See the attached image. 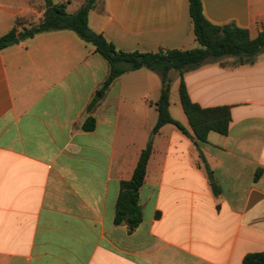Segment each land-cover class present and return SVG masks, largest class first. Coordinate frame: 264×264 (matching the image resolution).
I'll return each mask as SVG.
<instances>
[{
    "label": "crops",
    "instance_id": "obj_1",
    "mask_svg": "<svg viewBox=\"0 0 264 264\" xmlns=\"http://www.w3.org/2000/svg\"><path fill=\"white\" fill-rule=\"evenodd\" d=\"M51 1L68 14L86 2ZM201 4L214 25L233 23L250 39L264 33V0ZM44 10L43 0H0V37L16 20L38 24ZM88 27L124 52L196 43L188 0H102ZM107 74L71 31L0 51V264H242L264 252V53L250 65L225 58L183 76L193 103L230 108L228 133L210 132L205 143L195 142L171 90L169 114L192 139L170 124L152 133L157 73L128 72L100 92ZM89 116L95 127L85 132ZM149 144L142 221L115 225L120 182Z\"/></svg>",
    "mask_w": 264,
    "mask_h": 264
},
{
    "label": "trees",
    "instance_id": "obj_2",
    "mask_svg": "<svg viewBox=\"0 0 264 264\" xmlns=\"http://www.w3.org/2000/svg\"><path fill=\"white\" fill-rule=\"evenodd\" d=\"M44 14L38 24H26L16 20L13 28L0 37V51L34 37L35 35L57 31H71L81 41L91 45L95 53L101 56L108 65V74L100 92L105 91L117 78L125 73L139 69L155 72L160 77V91L154 109L157 114L152 133L156 134L161 127L170 124L182 134L192 139L186 130L169 114V93L173 77H178V97L181 109L193 133L195 142L205 143L210 132L219 135L228 133L231 121L230 108L227 106L201 108L193 103L187 93L183 76L207 63L219 62L225 58L234 59L235 65H250L256 57L264 53V33L250 39L246 29L233 23L214 25L203 15L201 0H188L189 17L197 48L191 50H159L154 53L137 51L124 52L117 50L105 38L91 31L88 27V14L98 8L102 0H86L74 13L66 12V4H53L51 0H43ZM93 103L87 110L90 111ZM95 127V120L87 117L81 129L90 132ZM151 155L150 144L139 155L132 176L119 185V194L115 204L114 224L126 225L129 229L136 228L142 221L139 207L138 191L143 185L146 166ZM204 169L214 195L219 194L218 188L212 183V172L204 165ZM258 174L255 175L257 178ZM242 264H264V252L247 254Z\"/></svg>",
    "mask_w": 264,
    "mask_h": 264
},
{
    "label": "rangeland",
    "instance_id": "obj_3",
    "mask_svg": "<svg viewBox=\"0 0 264 264\" xmlns=\"http://www.w3.org/2000/svg\"><path fill=\"white\" fill-rule=\"evenodd\" d=\"M197 47H198V44L195 43V48H197ZM170 88H171L170 90L172 91V94H173L174 99L177 98L178 97V83H177V78H175V80L172 81ZM173 114H174V111H173Z\"/></svg>",
    "mask_w": 264,
    "mask_h": 264
}]
</instances>
